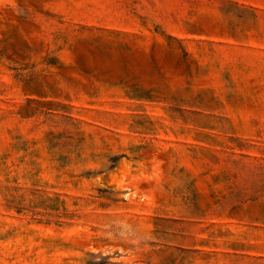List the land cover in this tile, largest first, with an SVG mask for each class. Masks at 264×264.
Masks as SVG:
<instances>
[{"label":"rangeland","instance_id":"obj_1","mask_svg":"<svg viewBox=\"0 0 264 264\" xmlns=\"http://www.w3.org/2000/svg\"><path fill=\"white\" fill-rule=\"evenodd\" d=\"M0 264H264V0H0Z\"/></svg>","mask_w":264,"mask_h":264}]
</instances>
